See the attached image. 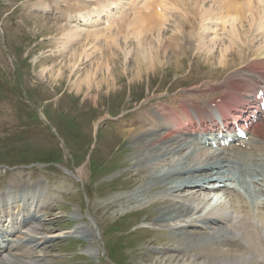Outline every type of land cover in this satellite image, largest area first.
<instances>
[{
    "label": "rangeland",
    "instance_id": "rangeland-1",
    "mask_svg": "<svg viewBox=\"0 0 264 264\" xmlns=\"http://www.w3.org/2000/svg\"><path fill=\"white\" fill-rule=\"evenodd\" d=\"M94 1L0 0V207L8 203L15 214L37 207L43 215L45 231L33 236L45 238L53 235L51 232L62 235L50 246L34 250L36 254H46L47 264H153L146 260L155 257V252L163 253L166 241L163 228L152 223L157 215L153 213L155 208H105L107 201L124 197L137 187L129 180L135 178L130 170L133 150L126 135L118 132L130 128L138 112L169 106L177 96L201 105L214 94L219 98L216 91L228 87L225 80L227 76L232 79L234 70L244 67L248 74L264 66L254 62L263 52L264 36L256 29L251 33L246 25V44L251 47L243 45L241 49V43H237L233 50L239 48L243 55L231 54L230 50L222 65L220 52L227 38L220 36L219 43L211 45L214 36L208 31L203 43L196 36L197 28L181 31L175 25L181 19L178 17L170 21L162 37L157 33L148 35L145 49L138 48L132 35L130 40H116L117 32L108 33V39L86 40L84 30L76 28L81 32L74 42L78 45L73 44L62 55L61 26H72L37 8L48 3L60 12L73 11L78 6L85 7L83 4L89 7ZM81 41L84 42L80 44ZM198 42L211 47L202 49ZM75 58L83 61L72 70L69 60ZM111 60L114 63L108 67ZM111 73L118 79L110 81ZM87 74L93 76L89 84L84 80ZM106 78L112 89H98ZM80 82L84 86L81 89ZM209 93L213 96H207ZM193 97L196 99H189ZM190 148L184 151L182 161L192 153L199 159L205 154L199 148L190 152ZM199 192L184 190L174 199L190 203L193 209L205 207L199 201L207 198L219 206L223 201L232 204L227 194ZM252 211L257 214L261 209L255 204ZM78 226L82 230L74 233ZM192 230L182 231L189 234ZM91 233L96 235L92 244L88 240Z\"/></svg>",
    "mask_w": 264,
    "mask_h": 264
},
{
    "label": "bare ground",
    "instance_id": "bare-ground-1",
    "mask_svg": "<svg viewBox=\"0 0 264 264\" xmlns=\"http://www.w3.org/2000/svg\"><path fill=\"white\" fill-rule=\"evenodd\" d=\"M123 1L125 2V0H103L100 3L96 1L91 8L76 7L75 11H73L74 16L86 17L92 13H108V9L117 4H121ZM142 1V7L133 12L136 17L130 21L127 28L115 34L116 40L120 37L130 40V36L132 35L131 37L133 39H137V46L139 49H145V42L148 41L145 38L148 35L153 36L157 33L160 37L161 34L166 31L165 29L169 26L170 21L178 17H181V19H179L175 25H177L181 31L197 28L199 32H196V36H198L203 43V39L208 37V31L212 30L214 32V37L211 38L210 44H216V41L219 43L218 40L220 36H218V33L221 32L225 35L224 39L227 38V42H223L220 52V63L222 65L226 64L227 54L230 50L232 51V53L230 52L231 54H236L238 56L240 54L243 55L244 51L238 50L239 48L233 50V47H236L237 43H241L240 47L243 45L251 47L246 44H249V42H247L249 35L245 28L246 25L250 28L251 33L256 29L261 31L260 36H264L263 0H258L257 3L252 0L249 2L237 0ZM43 5L45 6L46 4H41V7L37 9L39 11L45 10ZM217 24L223 25V30L218 29ZM65 25L69 26L68 20L65 22ZM213 25H215V27L212 28ZM61 27L63 31L59 39L61 41V48L59 51L64 55L66 51L71 50L75 39L81 32L78 31L80 28L76 29L75 27H70L66 29L64 26ZM244 30L246 31L245 33ZM258 34L259 33H257V35ZM109 35L108 33L102 32H92L88 35V33L85 34L84 32L86 40H91V38H93L95 41H99L102 38H110L111 36L109 37ZM173 39L176 40V38ZM259 39H261V37ZM84 41H81L80 44ZM199 44L201 48L204 47L201 42ZM205 47L208 49L211 46ZM205 47L202 49H205ZM213 48H215V46L210 48L209 53H213ZM260 48H262V46ZM241 49L243 48L241 47ZM84 50L86 49L84 48ZM254 51L259 53L257 50ZM146 52L147 51L144 53ZM75 54H78V52ZM258 55L261 57L254 61L255 64L264 65V49L263 52ZM80 61L82 62L83 59L75 58L73 61L69 60L68 66L73 70L75 67L79 66ZM112 63H114V61H109L107 66L109 67ZM249 64L251 65V63ZM243 69L244 67L234 70L232 79H229L230 77L227 76L225 80L228 87L224 89V86H222L223 91H221V89L216 91L219 92L217 94L221 96L228 94L229 97L226 96L225 98L227 105H222L221 108L225 109V112L228 110L230 115L238 111L241 105L248 99L239 78L246 79L249 76L264 78V66H259L257 69H254L256 72L249 71L248 74H245ZM257 72L259 73L257 74ZM110 77L112 78L110 81L118 79L112 73ZM92 79L93 76H88L87 74L84 80L89 84ZM59 81H62L61 76L59 77ZM104 83L105 84H102L98 89L109 90L112 86L111 82L106 78ZM82 85L83 82H80L78 88H83L84 86ZM218 87L219 85L215 88ZM233 90L237 91L236 95H238V97L232 93ZM207 96L211 97L213 94L209 93ZM214 96L206 99L204 105L196 104L193 100L185 101L186 99L182 98V96H177L173 98L169 106L161 105L155 110L146 109L138 112V117L136 116V120L131 127L125 131L118 132L121 135H126L129 141L128 145L133 150L130 154V160L132 162L130 170L132 169L134 172L135 178H133L134 180H129L137 183V187L128 195L124 194V197H118V195V198H111L112 200L107 201L105 208L119 207L124 210L128 208L134 209L136 206H138V208H143L145 205L155 208L156 212L153 213L157 215L152 223L156 225V227L159 226L163 228L166 232V241L163 242V253L159 254L155 252L152 254L155 257H148L149 259L146 260L153 261V264H197V261H202L201 264H264V122L258 127L259 129L253 133L254 147L252 151L235 148L229 152H222L224 156L220 155L218 158V155L208 157L209 153H206L207 150L201 149L202 153L206 154V156L205 154L203 157L201 156L200 159L204 158L203 160L198 161V155L196 156L198 159L195 160V153H192L195 158L191 155L192 157L188 156L187 162L181 160L184 151L190 147V144L184 139V126L182 125V120L189 117L192 113V111L187 108L188 105H192L191 107L194 108V110H200L202 108L209 109L218 98ZM189 99L196 98L193 97ZM221 103H224V101L222 100ZM178 133L180 134L176 135ZM211 136L215 137L214 135ZM259 138L262 140L260 141ZM217 141H219V139H217ZM199 152L201 153V151ZM184 155L187 156L188 154ZM173 157H176V160L178 158V160L173 161ZM246 178L250 179V183L253 187H256L254 191L249 187ZM234 181L244 188L247 196L241 194L238 190L226 187L228 183ZM215 184L219 187L223 185L221 191L224 192V194H228L232 201L231 206L224 201L220 203L221 205L219 208H224L225 210L217 211L216 214L209 213L203 215L206 211L205 207L200 206V209L203 210L199 208L196 209V207L195 210L191 207L192 205H190V203L187 204L185 202L175 201L174 199L176 194L184 190H191L192 193H196V191L198 193V191H200L208 194L209 192L207 191L209 186ZM252 195H255V197ZM1 198H4V196L1 195ZM260 198L263 199L259 204L258 200ZM191 200H194V198ZM209 201L208 198L207 200L203 199V201H199V204L207 206L210 203ZM255 204L261 209L259 213L256 211L257 214L252 211V206H255ZM20 207L22 208L23 205ZM45 208L48 209L47 206ZM0 209H2L0 210V224L9 222V224L26 228L25 232H23L24 236L19 237L20 239L18 242L10 239L11 235L0 237L2 241L5 238H8L10 241V247L0 256V264H47V259L45 258L46 254H36L34 250L50 246L51 242L53 243V241L55 242V240L62 238V235H56L54 232H51L53 235L45 238L33 236V234H43V231H45L43 229V224H41L44 222L43 215L40 211H37V207L33 211L27 210V212L24 213L20 211L19 213L17 212V214L10 212L13 208H10L8 203L0 207ZM7 211L9 213L6 214ZM225 211L227 213H224ZM5 218L6 220H4ZM178 221L185 222V224L179 225L177 223ZM153 227L155 228V226ZM187 228H190V230L193 229L194 231L188 232L189 234L184 233L182 230ZM80 230H82V226L76 227L73 232L77 233V231ZM83 231L85 233V228H83ZM201 235L208 236L211 239L208 237L209 240L202 239L203 236L200 237ZM95 239V234L88 237L91 244ZM27 247L30 249L28 251L24 250V248ZM0 253L2 252L0 251Z\"/></svg>",
    "mask_w": 264,
    "mask_h": 264
}]
</instances>
